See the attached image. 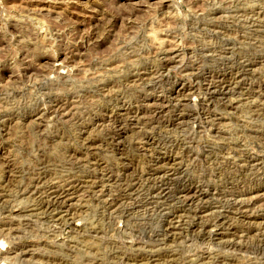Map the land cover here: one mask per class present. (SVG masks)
Wrapping results in <instances>:
<instances>
[{
	"label": "clouds",
	"instance_id": "obj_1",
	"mask_svg": "<svg viewBox=\"0 0 264 264\" xmlns=\"http://www.w3.org/2000/svg\"><path fill=\"white\" fill-rule=\"evenodd\" d=\"M74 4L0 0V264H264V0Z\"/></svg>",
	"mask_w": 264,
	"mask_h": 264
},
{
	"label": "rangeland",
	"instance_id": "obj_2",
	"mask_svg": "<svg viewBox=\"0 0 264 264\" xmlns=\"http://www.w3.org/2000/svg\"><path fill=\"white\" fill-rule=\"evenodd\" d=\"M17 2H19V0H17ZM89 2L92 5V8H95V11H91L89 9H85L82 8L78 5H72L66 12L65 15L67 17H69L70 19H74L78 21V25H82L84 27H91L93 29V31H95L96 25H97V21H103L106 18H110V17H105L100 15V13L103 11V7H97L96 4V0H89ZM109 31H111V29L109 28ZM117 115H121L122 114L118 113ZM113 119H115V117H112ZM147 147V146H146ZM146 163H149V161H145ZM175 161H172V163H174ZM137 163H139V161H137ZM168 161H164L163 164H161L159 167L156 168V171L158 173H163V169H164V165L168 164ZM166 183V182H165ZM237 192L243 191V194L245 195H255V196H259V199H257L254 203L258 204L261 202H264V181L260 182V183H253L251 186L247 185V184H240L237 186V188L235 189ZM78 191L77 186H73L71 191L69 192H64L63 194H59V193H53L54 195H62V197H67L69 195H72L73 193H76ZM185 195L192 197V199H195L197 197H199V193L197 192H192V191H188L185 193ZM192 199H190L188 201L189 204L192 203ZM69 203H71V201H69ZM66 210V208H65ZM203 211V209L201 210ZM177 214H180L179 212ZM256 219V218H253ZM260 219H264V217H261ZM170 231H175V229H170ZM163 256V254H158L156 257H150L144 254H141L140 256H136L132 259V261L130 262V264H145V261L147 260H151L153 262V264H155V262L158 259H161Z\"/></svg>",
	"mask_w": 264,
	"mask_h": 264
}]
</instances>
